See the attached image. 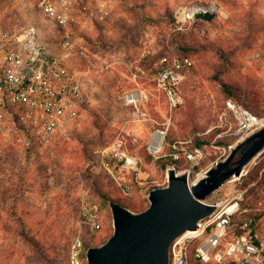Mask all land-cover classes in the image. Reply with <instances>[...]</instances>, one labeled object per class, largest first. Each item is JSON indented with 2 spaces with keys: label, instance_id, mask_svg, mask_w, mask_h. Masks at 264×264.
I'll list each match as a JSON object with an SVG mask.
<instances>
[{
  "label": "rangeland",
  "instance_id": "1",
  "mask_svg": "<svg viewBox=\"0 0 264 264\" xmlns=\"http://www.w3.org/2000/svg\"><path fill=\"white\" fill-rule=\"evenodd\" d=\"M96 1L106 4L107 17L73 35L87 44L94 65L83 80L85 122L60 134L32 161L17 137L0 135V264H69V247L80 233L87 249L102 246L113 235L108 199L135 213L149 207V191L165 176L160 160L154 161L145 151L153 122L126 127L128 133L140 135L139 145L129 149L142 160L143 184H133L131 199L122 197L94 154L98 148H108L129 120L130 110L119 97L135 88L136 68L141 77L150 78L162 57L191 58L190 76L180 88L182 103L172 113L152 82L141 78L138 83L149 94L146 109L152 121L160 123L172 115L168 142L205 143V169L214 167L211 164L219 157L210 149L212 141L223 148L237 140V126L230 119L221 121L225 101L232 99L264 116V0ZM37 2L0 0V29L35 22ZM195 4H215L220 11L210 23L198 21L187 31H177L175 10ZM42 35L52 44L58 31L43 23ZM219 134L223 136L215 140ZM245 169L248 174L240 183L225 184L212 196L224 199L247 189L250 202L264 203V152ZM86 192L102 218V229L93 236L80 224V203Z\"/></svg>",
  "mask_w": 264,
  "mask_h": 264
},
{
  "label": "built area",
  "instance_id": "2",
  "mask_svg": "<svg viewBox=\"0 0 264 264\" xmlns=\"http://www.w3.org/2000/svg\"><path fill=\"white\" fill-rule=\"evenodd\" d=\"M37 8L39 17L35 22L0 29V135L7 139L17 137L31 161L52 146L60 134L80 128L85 122L83 80L94 65L87 44L73 35L84 33L93 23L107 17L106 4L96 0H38ZM198 9H215L212 12L216 15L220 11L215 4L179 7L174 12L176 30L191 29L196 23L193 14ZM43 23L58 31L55 43H47L42 35ZM192 67L190 57H162L150 78L141 77L136 68L135 88L120 94L123 106L130 110L129 120L108 148H98L94 154L97 165L115 182L124 199L132 198L134 183L143 184L142 160L129 149L139 145L140 135L128 133L127 125L154 124L145 151L154 161H169L164 179L156 188L168 186L170 172L197 182L210 169L203 166L207 160L206 145L197 146L194 139L168 142L172 115L160 123L152 121L146 109L149 94L138 83L141 78L152 82L165 96L172 113L182 103L180 88ZM228 119L237 126V140L223 148L212 141L210 149L219 157L211 166L226 159L240 143L264 128V116L232 99L225 101L221 114V121ZM209 132L197 134V138ZM222 136L217 135L215 140ZM247 174L233 177L226 184H238ZM247 195L245 189L224 199L210 197L206 203L215 207L214 212L199 222L197 230L173 243L170 264H264V203L250 202ZM80 218L81 228L90 236L101 231V212L89 192L82 195ZM85 246L80 233L69 247V264H87Z\"/></svg>",
  "mask_w": 264,
  "mask_h": 264
},
{
  "label": "water",
  "instance_id": "3",
  "mask_svg": "<svg viewBox=\"0 0 264 264\" xmlns=\"http://www.w3.org/2000/svg\"><path fill=\"white\" fill-rule=\"evenodd\" d=\"M216 14L198 9L195 22L210 23ZM264 152V128L240 143L224 160L217 162L206 175L190 186L186 175L169 173L167 187L149 192V207L135 213L117 201L109 200L113 217V235L99 247L87 250V264H170L173 243L195 231L199 222L215 207L206 201L233 177Z\"/></svg>",
  "mask_w": 264,
  "mask_h": 264
},
{
  "label": "trees",
  "instance_id": "4",
  "mask_svg": "<svg viewBox=\"0 0 264 264\" xmlns=\"http://www.w3.org/2000/svg\"><path fill=\"white\" fill-rule=\"evenodd\" d=\"M170 21H172L173 22V17H172V15H171V19H170ZM178 56H186V57H189L188 55H179L178 54ZM228 91V96L229 97H232V98H235L234 97V94L230 91V90H227ZM244 105V104H243ZM245 106H247V105H245ZM248 107V106H247ZM250 108V107H249ZM251 109V108H250ZM252 110V109H251ZM253 112H255L254 110H252ZM256 113V112H255ZM258 114V113H257ZM195 144L197 145V146H203L205 143L204 142H200V141H195ZM169 164V161L167 160V159H161L159 162H158V165H159V167L161 168V169H166V167H167V165ZM110 199H108V201H109ZM112 200V199H111ZM114 201H117V200H114ZM118 202V201H117ZM119 203V202H118ZM120 204V203H119ZM31 244H33V245H35L31 240H28Z\"/></svg>",
  "mask_w": 264,
  "mask_h": 264
},
{
  "label": "bare ground",
  "instance_id": "5",
  "mask_svg": "<svg viewBox=\"0 0 264 264\" xmlns=\"http://www.w3.org/2000/svg\"><path fill=\"white\" fill-rule=\"evenodd\" d=\"M213 10L215 11V9H213ZM213 10H211V11H213ZM243 175H245V171L243 172ZM203 177H204V175L201 178H199V180L202 179ZM195 182H190V185L192 186L193 184H195ZM189 234H190V232H187L184 236L189 235Z\"/></svg>",
  "mask_w": 264,
  "mask_h": 264
}]
</instances>
